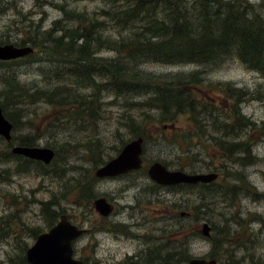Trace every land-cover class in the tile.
Masks as SVG:
<instances>
[{"label":"rangeland","instance_id":"1","mask_svg":"<svg viewBox=\"0 0 264 264\" xmlns=\"http://www.w3.org/2000/svg\"><path fill=\"white\" fill-rule=\"evenodd\" d=\"M243 1L262 7L258 15L264 18V0ZM68 5L86 12L101 7L97 0H69ZM30 11L34 13L28 14ZM58 17L60 12L53 6L37 8L34 0H0V44L17 45L20 39L30 34L28 29L32 24L38 23L41 25L39 28L47 30L52 20ZM34 50V62L25 57L15 64L3 61L0 74L12 72L22 83H33L39 87L46 85L45 81L54 76L56 65L38 60L41 54ZM97 54L114 59V51L111 50H99ZM142 68L154 75L199 70L204 82L231 84L249 92L258 88L261 95L264 92V77L247 69L235 56L212 69L159 63H148ZM94 80L98 82L99 77L95 76ZM90 92L89 87L74 90L80 96ZM204 95L214 106L230 112L231 99L221 92L208 90ZM98 97V102L102 104L93 119L70 120L71 113L69 115L67 111L38 101L24 107V119L15 131L11 129V137L32 134L35 146L50 147L57 153L53 161L55 168L48 169L43 175L30 168L16 171L18 160H5V156L0 154V264H28L24 259L25 248L34 242L36 233L47 230L60 214H65L72 224L86 230L71 241V255L80 264H117L137 255L150 257L151 261L155 259L153 263L156 264L163 261L168 250L172 253L182 251L180 244L184 236H187V254L190 257L207 258L206 255L213 249V252L217 251L216 264L264 263V198L256 199L247 192L239 191L233 201L217 202L215 197L211 198L214 202L203 210L202 219L201 215L195 217L199 212L180 216V205L187 204L190 208L198 203L197 190L159 187L146 175V168L153 161H159L168 169L186 172L214 170L218 172L217 183L222 184L238 183L231 175L238 172L255 192L264 194V132L260 129L252 132L254 159L249 165L242 166L233 163L212 146H201L193 141L186 148L183 144L186 138L182 135L188 126V119L184 115L165 122L166 128L163 129V123L156 121L157 113L152 110L127 106L122 100L114 98L109 90L100 92ZM237 106L240 114L258 128L264 126V97L243 101ZM129 116L137 124L144 120L148 133L142 144V166L126 175L93 180V197L104 196L113 204L107 216H100L93 210L90 201L87 204L83 196L77 199L74 190L68 189L75 183L72 179L80 180L82 174L88 173L93 177V170L102 165L100 162L112 158L121 148V142L132 137L129 126L132 127L133 123H128ZM241 136L245 138V135ZM0 138L1 152L7 142ZM44 203L58 212L51 225L44 218ZM201 223H207L214 230L225 224L228 235L222 239V251L218 250V245L212 247L209 239L198 233L196 228ZM210 235L213 237L216 233L212 230ZM168 246L176 249L166 250ZM156 248L160 250L158 255H155ZM226 254L231 255L228 262ZM132 261L145 263V259L139 261L132 258Z\"/></svg>","mask_w":264,"mask_h":264},{"label":"trees","instance_id":"2","mask_svg":"<svg viewBox=\"0 0 264 264\" xmlns=\"http://www.w3.org/2000/svg\"><path fill=\"white\" fill-rule=\"evenodd\" d=\"M97 1L101 7L86 12L70 7L69 0H34L37 8L53 6L60 12V17L52 20L47 30L39 28L41 25L38 23L32 24L28 29L30 34L16 44L32 47L33 51L24 56L30 62L35 60L36 49L41 54L38 60L55 64L56 68L54 76L51 71L52 79L45 81L46 85L42 87L22 83L12 72L0 74V108L4 117L11 122L12 130L15 131L24 119V107L38 101L67 111L69 115L71 113L73 116H70V120L93 119L102 104L98 102V94L109 90L114 98L122 100L127 106L156 112L159 123L166 124L178 115L186 116L188 126L182 135V138H186V142H182L186 148L196 141L201 146L215 147L233 163L242 166L252 163V132L257 129L264 132V126L258 128L250 122L240 114L237 105L264 97V92L261 95L258 88L249 92L231 84L204 82L199 70L154 75L142 66L148 63L189 64L212 69L235 56L247 69L264 77V18L258 15L262 7L248 5L243 0ZM33 13L28 12L30 15ZM105 49L114 51V59L97 54ZM8 61L15 64L20 62V58ZM3 63L0 61V67ZM95 76L99 77L98 82L94 80ZM79 87H89L91 92L86 97L77 95L74 90ZM208 90L221 92L231 99L229 113L220 106H214L204 95ZM94 105L97 106L93 110ZM128 123H133L132 127L129 126L132 137L128 140L136 136L142 139L148 137L144 120L137 124L129 116ZM34 140L32 134L12 137L0 154L5 156V160H18L16 171L30 168L41 175L46 174L48 169L55 168L54 158L49 164H43L10 153L11 145L34 146ZM126 142L122 141L121 145ZM186 151L189 152V149ZM231 175L238 183L222 184L214 180L206 184L177 185L195 188L199 198L198 203L190 208L187 204L180 205L182 211L190 216L199 212L197 216L195 214V217H199L214 201H233L239 191L247 192L256 199L264 198V194L255 192L240 173ZM81 176L80 180L72 179L75 183L68 191L74 190V196L77 199L83 196L88 204L93 198L91 184L95 177L88 173ZM201 208L202 211H199ZM42 210L48 225H51L58 212L49 208L48 203L43 204ZM212 230L216 235L212 237L209 234L206 238L212 247L218 245V250L222 251V239L228 235V229L224 224L215 230L210 227ZM187 244V236H184L180 244L182 251L172 253L169 248L166 249L168 251L163 261L186 262L190 258ZM216 253L212 249L206 257L218 260ZM230 256L226 254V262Z\"/></svg>","mask_w":264,"mask_h":264},{"label":"water","instance_id":"3","mask_svg":"<svg viewBox=\"0 0 264 264\" xmlns=\"http://www.w3.org/2000/svg\"><path fill=\"white\" fill-rule=\"evenodd\" d=\"M32 51V47L28 44L3 43L0 44V61L21 58ZM11 128V122L4 117L0 108V136L7 142L11 138ZM161 128H166V125H161ZM142 142L141 136L127 141L116 155L96 167L93 170V175L97 178L113 177L139 169L142 164ZM10 153L40 161L43 164H49L54 156V151L46 146L12 145ZM147 175L159 185L206 184L218 177V173L215 171L186 172L180 169H168L159 161H153L147 166ZM92 207L100 216H106L112 211V204L102 196L93 200ZM185 214L184 211L178 212L180 216ZM196 230L203 237L210 234V226L207 223H201ZM82 232L83 228L72 224L65 214H61L46 231L36 235L34 242L25 251V260L28 264H80V261L71 255V241ZM160 264H216V260L214 258L191 257L184 263L165 261Z\"/></svg>","mask_w":264,"mask_h":264},{"label":"flooded vegetation","instance_id":"4","mask_svg":"<svg viewBox=\"0 0 264 264\" xmlns=\"http://www.w3.org/2000/svg\"><path fill=\"white\" fill-rule=\"evenodd\" d=\"M142 166V165H141ZM141 168V167H140ZM139 168V169H140ZM136 170H138V169H136ZM136 170H132V171H128V172H126V173H123V174H120V175H117V177L118 176H122V175H126V174H128V173H131V172H134V171H136ZM210 171H214V170H210ZM218 173V172H217ZM146 175H147V168H146ZM148 176V175H147ZM113 177H116V176H113ZM96 178V180L97 179H102V178H97V177H95ZM105 178H111V177H104L103 179H105ZM148 178H149V176H148ZM150 179V178H149ZM151 180V179H150ZM152 181V180H151ZM155 185H157V186H159V187H169V188H174V187H178L177 185H179V184H174V185H159V184H156V182H154V181H152ZM97 197H101V196H98V195H95L93 198H91L90 199V202H91V206H92V202H93V200H95ZM102 197H104V196H102ZM105 198V197H104ZM106 199V198H105ZM112 207H113V204H112ZM93 208V207H92ZM94 210V209H93ZM61 215V214H60ZM59 215V216H60ZM59 216H58V218H59ZM107 216V215H106ZM58 218L55 220V222L58 220ZM54 222V223H55ZM53 223V224H54ZM52 224V225H53ZM121 225V224H120ZM50 227V226H49ZM48 227V228H49ZM78 227V226H77ZM81 228V227H80ZM84 231H86L85 229H83V232L82 233H84ZM41 232V231H40ZM39 233V232H38ZM38 233H36V235L38 234ZM81 233V234H82ZM80 234V235H81ZM36 235H35V237H36ZM79 236V235H78ZM77 236V237H78ZM76 238V237H75ZM167 248V247H166ZM168 248H170L169 246H168ZM167 248V249H168ZM26 249L27 248H25V251H26ZM25 251H24V259H25ZM160 250L158 249V248H156V251H155V255H158L157 253L159 252ZM134 260H139V261H142L143 259H145V263L144 264H150V263H152V264H154L153 262L155 261V259H153L152 261L150 260V257H144V255H142V256H133L132 257ZM132 258L131 257H127L126 259H125V261L124 262H118V263H124V264H139V263H137L136 261H132ZM26 261V260H25ZM151 261V262H150ZM27 262V261H26ZM162 262H165V261H162ZM162 262H159V263H156V264H160V263H162ZM117 263V264H118Z\"/></svg>","mask_w":264,"mask_h":264},{"label":"bare ground","instance_id":"5","mask_svg":"<svg viewBox=\"0 0 264 264\" xmlns=\"http://www.w3.org/2000/svg\"><path fill=\"white\" fill-rule=\"evenodd\" d=\"M11 129H12V128H11ZM10 132H11V131H10ZM2 138H3V137H2ZM11 138H12V137H11ZM11 138H10V140H11ZM3 139H4V138H3ZM10 140H9V141H10ZM9 141H8V142H9ZM6 142H7V141H6ZM15 155H16V154H15Z\"/></svg>","mask_w":264,"mask_h":264}]
</instances>
